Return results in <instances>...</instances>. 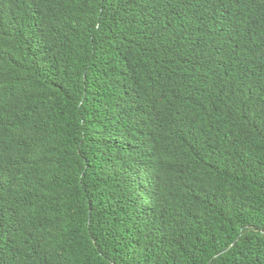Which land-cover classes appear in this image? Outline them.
Segmentation results:
<instances>
[{"label": "trees", "instance_id": "1", "mask_svg": "<svg viewBox=\"0 0 264 264\" xmlns=\"http://www.w3.org/2000/svg\"><path fill=\"white\" fill-rule=\"evenodd\" d=\"M0 264H264V0H0Z\"/></svg>", "mask_w": 264, "mask_h": 264}]
</instances>
